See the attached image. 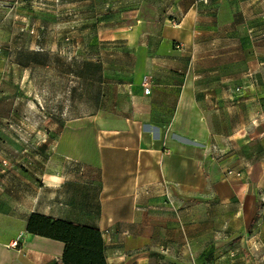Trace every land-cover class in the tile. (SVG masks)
Returning <instances> with one entry per match:
<instances>
[{
  "label": "crops",
  "instance_id": "1",
  "mask_svg": "<svg viewBox=\"0 0 264 264\" xmlns=\"http://www.w3.org/2000/svg\"><path fill=\"white\" fill-rule=\"evenodd\" d=\"M172 12L82 53L66 87L80 113L45 139L46 165H0V264L62 261L63 242L27 231L33 213L99 229L107 264H264V194L213 151L234 134L233 98L242 109L264 79V9L194 0Z\"/></svg>",
  "mask_w": 264,
  "mask_h": 264
},
{
  "label": "rangeland",
  "instance_id": "2",
  "mask_svg": "<svg viewBox=\"0 0 264 264\" xmlns=\"http://www.w3.org/2000/svg\"><path fill=\"white\" fill-rule=\"evenodd\" d=\"M192 1L0 0V119L10 121L0 124V153L7 148L9 153L0 158V165L32 175L35 158L38 164L49 162L51 143L45 139L65 133L66 118L80 113L66 109V87L71 75L81 69L83 52L97 53L99 39L110 32L140 21L171 19L172 9H186ZM259 2L264 9V0ZM251 91L240 110V99L233 98L228 113L233 116L234 134L213 151L220 166L251 171L262 195L264 79L254 82ZM241 116L247 122L244 126L237 125ZM4 137L10 139L8 143Z\"/></svg>",
  "mask_w": 264,
  "mask_h": 264
},
{
  "label": "trees",
  "instance_id": "3",
  "mask_svg": "<svg viewBox=\"0 0 264 264\" xmlns=\"http://www.w3.org/2000/svg\"><path fill=\"white\" fill-rule=\"evenodd\" d=\"M27 231L65 244L61 262L56 264H107L104 240L99 229L33 213Z\"/></svg>",
  "mask_w": 264,
  "mask_h": 264
},
{
  "label": "built area",
  "instance_id": "4",
  "mask_svg": "<svg viewBox=\"0 0 264 264\" xmlns=\"http://www.w3.org/2000/svg\"><path fill=\"white\" fill-rule=\"evenodd\" d=\"M146 91H147V90H146ZM229 174L231 175V174H233V172H229ZM19 242H20L19 240L15 241L14 243H12V244L10 245V247H12V248H18L19 245H20Z\"/></svg>",
  "mask_w": 264,
  "mask_h": 264
}]
</instances>
